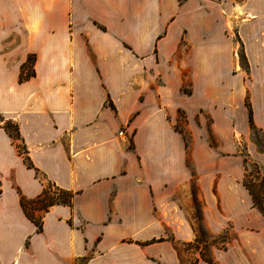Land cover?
Returning <instances> with one entry per match:
<instances>
[{
	"label": "crops",
	"instance_id": "1",
	"mask_svg": "<svg viewBox=\"0 0 264 264\" xmlns=\"http://www.w3.org/2000/svg\"><path fill=\"white\" fill-rule=\"evenodd\" d=\"M249 108L264 132V0H0V264H264ZM48 182L74 195L38 231L20 194Z\"/></svg>",
	"mask_w": 264,
	"mask_h": 264
},
{
	"label": "trees",
	"instance_id": "2",
	"mask_svg": "<svg viewBox=\"0 0 264 264\" xmlns=\"http://www.w3.org/2000/svg\"><path fill=\"white\" fill-rule=\"evenodd\" d=\"M243 60H245L244 54L241 55ZM32 56L29 57V63H24L21 68V77L20 80L23 81L34 74V68L32 64ZM32 64L31 66L29 64ZM249 118L251 126L254 130H256L255 125L253 123L252 110L249 108ZM14 127V130H13ZM5 129L10 134L13 142L15 143L17 150L20 154L24 156L25 163L29 167H33L28 155L27 150L18 143L19 133L17 125H14L11 122L5 124ZM244 186L249 190L252 195L254 205L258 207V209L264 213V173L261 171L259 165L254 162H250L247 158H245V176L243 179ZM2 192V182L0 180V193ZM193 197L195 202L197 201L196 190H192ZM74 193L72 191L62 189L55 185L52 182L46 183L43 192L32 199L26 198L22 194H20L21 206L26 214V216L33 221L37 230L41 231L43 227V216L49 211V209L58 204H67L71 205L72 198ZM197 216L201 218V210H198ZM201 239L197 237L196 242H200ZM195 245V244H190ZM197 247V245H196ZM199 247V246H198ZM201 257L209 263L215 264L212 257L207 253L206 249H202L200 251Z\"/></svg>",
	"mask_w": 264,
	"mask_h": 264
},
{
	"label": "rangeland",
	"instance_id": "3",
	"mask_svg": "<svg viewBox=\"0 0 264 264\" xmlns=\"http://www.w3.org/2000/svg\"><path fill=\"white\" fill-rule=\"evenodd\" d=\"M237 1H243V0H237ZM229 25H230L229 26V28H230L229 29L230 34H232L233 39L235 40V42H238L237 36L234 34L235 33V27H233L232 23H229ZM242 54H243L242 47H241L240 44H238L239 64H241V66L244 68V66H245V60H243V58L241 57ZM185 90L187 91V89H185ZM180 115H181V118L182 119H180V121L176 124V127L178 129H183V125H184V122L185 121H184L183 113L182 112L180 113ZM13 130H14V127H13ZM252 132H253V135H254L255 139L259 142V144L261 145V147L264 149V132H261L259 130H254ZM208 141H209V143L212 146H218L220 144L219 139L211 131H209V133H208ZM239 150H240V153L243 156L246 155L245 143L244 142L241 145H239ZM188 189L190 191H192L193 189L196 190L197 201L195 202L194 197H192L191 198L192 200H191L190 204L192 206L191 217H192L193 221L197 224L196 227H197V231H198V236L200 238H202V239L204 238V239L210 240V236L211 235L206 230V227L204 226L205 224H204L203 220L197 216L198 210H201L202 211V208H203V205H204V201H203V199L200 196V189H199V186H198V182L196 180V177H193L191 179ZM192 196H193V193H192ZM222 235L223 234H221L219 236L218 240H221L223 238ZM232 236L233 235H231V237ZM177 247H178L179 251L181 252L183 261L184 260H187L188 257L187 256H183L184 255L183 254V251L186 250V249H188V248H190V247L189 246H186V245H183V244H178ZM200 247L201 248H206L207 245H206V243L204 241H202V243L200 244Z\"/></svg>",
	"mask_w": 264,
	"mask_h": 264
},
{
	"label": "built area",
	"instance_id": "4",
	"mask_svg": "<svg viewBox=\"0 0 264 264\" xmlns=\"http://www.w3.org/2000/svg\"><path fill=\"white\" fill-rule=\"evenodd\" d=\"M120 135H125L123 130L120 131Z\"/></svg>",
	"mask_w": 264,
	"mask_h": 264
}]
</instances>
